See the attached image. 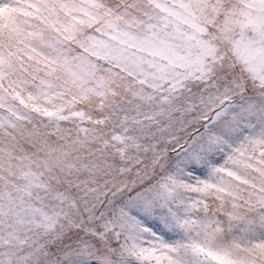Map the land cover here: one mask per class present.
Listing matches in <instances>:
<instances>
[{"label":"snow or ice","instance_id":"1","mask_svg":"<svg viewBox=\"0 0 264 264\" xmlns=\"http://www.w3.org/2000/svg\"><path fill=\"white\" fill-rule=\"evenodd\" d=\"M0 264H264V0H0Z\"/></svg>","mask_w":264,"mask_h":264}]
</instances>
